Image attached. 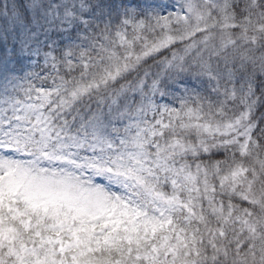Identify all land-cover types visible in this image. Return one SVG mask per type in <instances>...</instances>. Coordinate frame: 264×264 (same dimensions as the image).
<instances>
[{
  "label": "snow or ice",
  "instance_id": "6c2138e0",
  "mask_svg": "<svg viewBox=\"0 0 264 264\" xmlns=\"http://www.w3.org/2000/svg\"><path fill=\"white\" fill-rule=\"evenodd\" d=\"M0 264H264V0H0Z\"/></svg>",
  "mask_w": 264,
  "mask_h": 264
}]
</instances>
